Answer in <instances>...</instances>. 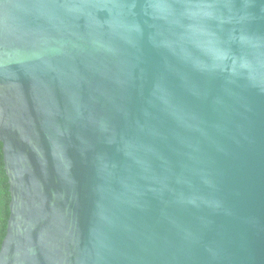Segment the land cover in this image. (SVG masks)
Here are the masks:
<instances>
[{
	"label": "water",
	"instance_id": "95a60500",
	"mask_svg": "<svg viewBox=\"0 0 264 264\" xmlns=\"http://www.w3.org/2000/svg\"><path fill=\"white\" fill-rule=\"evenodd\" d=\"M0 264H264V0H0Z\"/></svg>",
	"mask_w": 264,
	"mask_h": 264
},
{
	"label": "trees",
	"instance_id": "16d2710c",
	"mask_svg": "<svg viewBox=\"0 0 264 264\" xmlns=\"http://www.w3.org/2000/svg\"><path fill=\"white\" fill-rule=\"evenodd\" d=\"M10 185L5 170L3 144L0 141V249L7 234V225L10 217Z\"/></svg>",
	"mask_w": 264,
	"mask_h": 264
}]
</instances>
